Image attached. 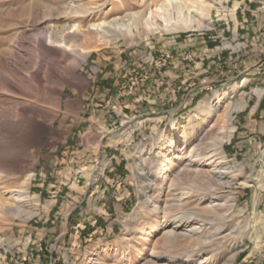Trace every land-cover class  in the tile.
<instances>
[{
  "label": "rangeland",
  "instance_id": "obj_1",
  "mask_svg": "<svg viewBox=\"0 0 264 264\" xmlns=\"http://www.w3.org/2000/svg\"><path fill=\"white\" fill-rule=\"evenodd\" d=\"M70 1L0 0V264H264V26L243 37L234 0ZM89 8L129 34L64 49ZM183 16L203 27H166ZM197 155L222 186L184 172Z\"/></svg>",
  "mask_w": 264,
  "mask_h": 264
},
{
  "label": "bare ground",
  "instance_id": "obj_2",
  "mask_svg": "<svg viewBox=\"0 0 264 264\" xmlns=\"http://www.w3.org/2000/svg\"><path fill=\"white\" fill-rule=\"evenodd\" d=\"M215 2H216V0H190V3L195 5L198 10H200L202 12H206V13L211 11V9H213V8L219 9V6H217ZM67 10L70 13H72V14L79 13L77 7L75 6V2L73 0L69 2V6H68ZM96 10L97 9H95V8H89V9H86L82 13V14H84V16L88 17V20H89L88 24L85 27H83L84 29H81L80 24L78 23V21H80V23H82V22L85 21V19H83V20L80 19L79 20V19H76L74 16L65 15L66 18H68V19L71 18L72 19L73 24L70 25L68 30H67V32L64 33V37L61 40L60 46L64 47V49L70 51L71 48L73 46H75V44L77 43V38L79 36L87 35L88 33L93 34L94 36H97L98 40L100 41V43L102 45H107V44L111 43L112 41L117 40L120 37L125 38V35L123 33L129 34V32H130L129 29L126 30L122 23H116V24H114V23L113 24H107L105 22L91 23L90 19H93V18H90V17L93 14V12L96 11ZM72 11H74V13ZM165 21L167 23L166 27L169 28V30H173V31L188 30V29H193V28L194 29L195 28L199 29V28L203 27L202 24H200L199 22L194 21V20L190 19L189 17H184V16L183 17H179L174 23L173 22L170 23V21L168 22L167 20H165ZM218 98H220V96ZM217 102H219V100ZM213 109H214L213 106L203 107V105H201L198 108V111H201L203 113H208V112H212ZM196 129H197L196 127L188 129V132L185 133L183 135V137H182L183 140H186V142L189 141V136L192 135L193 133H195ZM233 132H234V127L229 126V133H233ZM121 135L122 134H117V136H116L117 140L120 139ZM175 135H176V132L174 130L172 133H170L167 136H165L164 139L161 140V141H164L166 138L173 137ZM223 141H224V139L221 138L220 143L219 144L217 143V144L221 145V143H223ZM175 148H176V144L173 141H171L169 146L165 148V151L171 152ZM207 160L210 161V160H212V158H207ZM203 166L208 167V169H209V171L211 173L212 177L209 179L210 186H212L214 188V187H217V186H222L224 184L223 182H221L220 173L218 172L220 170L219 163H215L214 164L213 162L210 161L208 164H206L205 162H202L198 158V155L195 157V160L190 159L188 161V165L185 167V171L184 172L186 174H188V175L195 174L194 175L195 178L197 180H199L200 179L199 177H200V175L202 173V170H200V169ZM164 170H166L165 167H164ZM164 170H163V174H162V177H163L162 180L166 181L169 176H168V174L165 173ZM216 174H218V175H216ZM153 185H155V183H153ZM151 189H152L151 190V192H152L154 188L152 187ZM192 189H193V187H192ZM206 189H208V188L204 185L201 188L197 187L196 190H189L188 194L191 193L190 195H193V191H195L197 193V195L200 197V199H199V201H200L201 199H203V194H204V191ZM206 191H208V190H206ZM23 193L24 192L22 191V194H18V195L21 197L23 195ZM188 194L181 195L179 198L187 197ZM145 199H146L145 203H148V205L151 206L150 212L154 213L156 211V209H157V207L155 205V202H153L150 199V196L146 197ZM167 225L168 224H166L165 226L162 225L160 227V229H159V233L163 234V236L167 239V241H172L174 239H177L181 235L180 233H178V230L181 227V222L175 223L171 229L170 228L168 229ZM230 234H232V233L230 232ZM203 244L204 243H199V245L198 244L197 245L199 247V246H203ZM200 248H202V247H200ZM210 251H209V254H210ZM198 252L201 253L202 251H198ZM196 255H198V254H196ZM183 257L184 258L182 260H180V261L185 263V262L192 261V257L193 256L185 255ZM176 261H179V260H176L175 258H171L169 260V262H176ZM206 261H208V260L203 261V259H202L199 264H202V263H204Z\"/></svg>",
  "mask_w": 264,
  "mask_h": 264
},
{
  "label": "crops",
  "instance_id": "obj_3",
  "mask_svg": "<svg viewBox=\"0 0 264 264\" xmlns=\"http://www.w3.org/2000/svg\"><path fill=\"white\" fill-rule=\"evenodd\" d=\"M256 1H261V0H239V1L234 0V2L237 3V5H238L237 8L239 9L238 14L235 17V21L237 22V19L240 20L239 22H237V27H238L239 31L242 33L243 37H253L252 33H254L256 28L259 29V28L264 26V6H262L260 9L254 8V4H251V3L256 2ZM253 9L261 11V13L254 18H253V13H255V12L253 11ZM251 29H253L254 31H251ZM263 30H264V27H263ZM262 39L264 42V35L263 34H262ZM253 44H254V42L252 43V41H251L250 45H253ZM207 51H212V50H207ZM258 57H260V56L259 55L255 56L254 60L258 59ZM258 83H263V84H259V85H263V87H264V75L262 76L261 81H259ZM258 88H259V86H258ZM260 89H262V88H260ZM169 98H171V96ZM114 150L115 151H113V152L109 151V154H110L109 158L111 161L114 160L113 164L115 167H117L118 163H117L116 157H121V159L122 158L125 159V157L123 156L122 151L116 152V149H114ZM33 187H39V185H33Z\"/></svg>",
  "mask_w": 264,
  "mask_h": 264
}]
</instances>
